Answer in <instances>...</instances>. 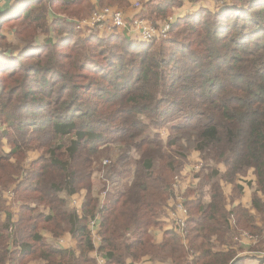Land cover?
<instances>
[{"label":"trees","instance_id":"trees-1","mask_svg":"<svg viewBox=\"0 0 264 264\" xmlns=\"http://www.w3.org/2000/svg\"><path fill=\"white\" fill-rule=\"evenodd\" d=\"M186 1L200 10L149 42L84 34L75 20L90 18V0H22L0 17V264H99L94 251L104 264H247L235 235L264 234V0H147L137 17L162 21L159 30ZM6 29L22 45L46 38L16 55ZM113 152L117 162L104 166ZM194 152L205 166L185 193L188 248L172 229L157 244L153 230ZM104 171L115 181L104 182L101 207L92 179ZM251 174L255 215L236 203ZM83 190L77 214L70 199ZM66 233L76 251L56 244Z\"/></svg>","mask_w":264,"mask_h":264},{"label":"crops","instance_id":"crops-1","mask_svg":"<svg viewBox=\"0 0 264 264\" xmlns=\"http://www.w3.org/2000/svg\"><path fill=\"white\" fill-rule=\"evenodd\" d=\"M22 0H0V17L6 13H11L15 10V8L19 5V3L21 2ZM127 1V6L126 7H123V8H119V7H113V8H116V9H123L122 12L125 13V16L126 18H134V17H137L138 15L141 14V11L142 9L141 8H136L135 5L137 3H144L146 2L147 0H126ZM90 3L92 4V6L94 7V10L95 9H99L101 8L100 7V0H90ZM103 8V7H102ZM87 20V19H86ZM76 21H79V20H75ZM86 30V29H85ZM85 34V33H84ZM5 35L7 36V39L12 42V43H16V39L14 38L13 35H11V33L9 32L8 29H6L5 31ZM100 36H104L106 34L104 33H100L99 34ZM46 38V36L44 35H41L39 36L35 41H32L31 43H28L26 44L25 46L24 45H20L22 46V52H27V51H32V50H35L39 44L43 43L44 39ZM17 44V43H16ZM10 148L9 147H6L5 151L6 152H10ZM34 154H38V153H34ZM32 155V154H31ZM30 155V157H31ZM39 155V154H38ZM39 156H34V158H32L33 160H36ZM198 157H200L199 153L198 152H194L191 154L190 156V159L192 160H197ZM190 167H186V169L184 170V179H183V188L185 191L189 190L190 188H194L198 185V181L197 178L195 177L196 174L194 173H191L190 171ZM221 170H223V168L221 167ZM98 174V179H99V183H100V186H95V177H97ZM104 174L100 173V172H96L93 176V179H92V182H93V191H92V196L95 197V198H99L100 200V204H101V207L104 205V202H105V197H102L101 194H104L102 193V188L104 187V179H103V176ZM252 175V174H251ZM254 180V176L252 175V177H250L249 179H241L238 184L244 186V192H243V197L241 200L239 201H236L237 204H241L243 207L247 208V209H251V202H252V190H251V187L248 186L247 184H245V181L247 182H250ZM224 185V190H225V194L227 196V198H229L230 196V192L232 190V186H229V185H226L225 183H223ZM205 196H204V201L206 202H209L210 200V194H209V188L208 186L205 188ZM249 192L250 195H249V198L247 200L246 198V193ZM186 193V192H185ZM208 193V194H207ZM82 195V196H81ZM86 195H87V192L86 191H82L79 195H76V196H73L71 199H70V207L72 210H74L77 214H81L82 213V208H83V203H84V200L86 198ZM172 196H170L168 202H167V206H166V209H165V215L163 216L162 218V226L160 228H156L153 230V236H154V240L157 244H160L162 241H163V238H164V234L165 232L167 231H170L171 230V225H170V220H169V210H168V204H169V201L171 199ZM198 198V195H194L192 197V200H195ZM246 200V201H245ZM7 201H8V206L11 208V211H12V214H14L15 216L18 214L19 212V206L17 207H13L11 205V203L13 202L12 200H10V198H7ZM228 210L231 209V206L228 204L227 206ZM250 212L252 214L255 215V211L254 210H250ZM15 220L17 219V217L14 218ZM97 220H99V216H97L96 218ZM96 221V220H94ZM92 222V221H91ZM90 222V224H91ZM232 228H234V226H231ZM243 233V232H241ZM179 236V235H178ZM46 238L50 239L51 238V235L50 234H46L45 236ZM92 237H93V241H94V244H95V248L98 249L99 248V244H100V237L98 236V231H97V227L95 228H92ZM237 235H235L234 238H236ZM188 238H189V235H188ZM187 238V240L183 241V239L181 238V241L182 243L188 248V244H189V239ZM213 242L215 244V252H220L221 250H225V247L224 248H221L222 246H220L218 244V242L216 241V237H213ZM56 244L59 246V247H62V248H65V249H71V250H74L76 251V248H77V243L76 241L72 238V236L70 235V233H66L64 234L57 242ZM239 249H240V253H239V256L240 257H247V258H250V256H248V253L249 252H254L252 251V248L249 249V247L251 246H247V244H242V243H239ZM248 247V248H247ZM247 249V250H246ZM255 255V254H253ZM92 257L94 258H97L98 259V262L99 264H101L102 262V258L101 256L98 255L97 251H94L92 253ZM101 258V259H100ZM256 258H259V257H256L255 256V259ZM104 261V260H103ZM30 264H46V262L44 261H34V262H31ZM104 264V263H103ZM143 264H162V263H152L149 259L146 260V261H143Z\"/></svg>","mask_w":264,"mask_h":264},{"label":"built area","instance_id":"built-area-1","mask_svg":"<svg viewBox=\"0 0 264 264\" xmlns=\"http://www.w3.org/2000/svg\"><path fill=\"white\" fill-rule=\"evenodd\" d=\"M140 7L136 4V8ZM78 29L84 31L85 28H93L104 34H112L115 30H128V34L132 37L139 38L142 42H149L156 37H166L171 26L174 23L173 19H170L166 23L159 26V30L155 28L149 21L135 17L131 24L128 23L126 16L123 12L110 7H104L96 9L89 19L82 22H76ZM108 162H104L106 165ZM203 166L200 165L197 169L195 167L190 168V172L197 175ZM184 173L178 174L172 185V197L168 204L169 220L171 229L174 230L183 241L187 240V220L188 211L185 207V190L183 188ZM198 181V179L196 180ZM15 192L8 191L7 198H12ZM233 219V216H232ZM92 227L96 226V221H92L90 224ZM253 236L247 233H241L235 238L236 242L246 244L247 241H252ZM264 257V251L262 253Z\"/></svg>","mask_w":264,"mask_h":264},{"label":"rangeland","instance_id":"rangeland-1","mask_svg":"<svg viewBox=\"0 0 264 264\" xmlns=\"http://www.w3.org/2000/svg\"><path fill=\"white\" fill-rule=\"evenodd\" d=\"M206 3H209V5L208 6H206L207 8H209L210 10H214L215 12H219L220 10H221V6H222V3H216V2H213V1H207ZM135 7H136V5H135ZM113 8V7H112ZM113 9H116V8H113ZM117 10H120L121 12H122V10L123 9H117ZM200 9H199V7L198 6H195V5H193L191 2H189V1H186V2H184L183 3V5H182V7L181 8H179V9H176V10H174V12L169 16V19H168V21L170 20V19H173V22H175V20L178 18V17H180V18H183V17H186V16H188L189 14H191V13H194V12H198ZM124 13V12H123ZM125 14V13H124ZM135 18V17H134ZM134 18H126L127 20H128V23L129 24H131L132 23V21H133V19ZM148 21V20H147ZM76 22H82V21H76ZM152 25H154V26H156L157 24H159L160 22H162V21H159V22H157L156 24H154L152 21H149ZM163 24V23H162ZM85 29H87V28H85ZM93 31H96V30H94L93 28H90V29H88V32H87V30H84L83 32L84 33H89V32H93ZM121 31H125V32H127L128 33V30H121ZM100 32V31H99ZM101 34H102V32H100ZM16 43H12V44H15L16 46H19V48H18V50L16 51V55L17 54H21V53H24V52H22V46H20V45H22L20 42L18 43L17 42V40L15 41ZM26 44H24V46H25ZM164 132H167V131H164ZM168 133V132H167ZM166 133H164V135H165ZM6 147H9V146H6ZM6 147L4 148V151H5V149H6ZM10 148V147H9ZM34 153H36V152H34ZM34 153H32V155H31V161H33V159L32 158H34V156H39L38 154H34ZM118 153L117 152H113V155H109V158H105L104 159V161H103V165H104V162H108L106 165H104V166H109V165H111V164H113L114 162H117V159H116V155H117ZM191 156V155H190ZM190 156H189V158H188V160L185 162V165L183 166V171L186 169V167H195V169H197L200 165H202L203 167L201 168V170L204 168V166H205V164H204V161L202 160H200V158L201 157H198V159L197 160H192V159H190ZM200 170V171H201ZM102 174H104V175H102L103 176V179H104V182H108L109 183V187H111L112 186V184H113V182L115 181V179L114 180H107V178H106V171H104V173H102ZM97 175V177H95V186H100V183H99V179H98V174H96ZM106 180V181H105ZM207 187V186H206ZM205 187V188H206ZM102 190H103V188H102ZM102 193H104V192H102ZM231 193V192H230ZM208 194V193H207ZM249 195H250V193L249 192H247L246 193V198H247V200H248V198H249ZM82 196V195H81ZM101 196L102 197H106V194H101ZM14 199H15V194H14V196H12V198L10 199V200H12L13 202L11 203V205L13 206V207H17V205H16V200L14 201ZM246 201V200H245ZM243 233H247V232H243ZM247 234H249V233H247ZM249 235H251V234H249ZM251 236H253L254 237V239L252 240V241H247V246H251V247H249V249L250 248H252V251H254L253 253L252 252H249L248 253V256H250V258H249V260H246L245 262L247 263V264H259V261L257 260V258L255 259V256L256 257H263L262 256V253H263V251H264V234H262V235H260V234H257V235H251ZM248 248V247H247ZM247 250V249H246ZM253 254H255V255H253ZM98 255H100V254H98ZM101 259V258H100ZM102 260V262H101V264H103L104 263V261H103V259H101ZM100 262V261H99Z\"/></svg>","mask_w":264,"mask_h":264}]
</instances>
